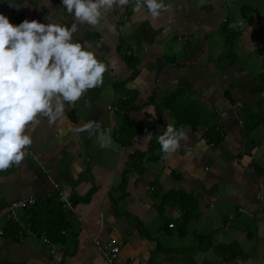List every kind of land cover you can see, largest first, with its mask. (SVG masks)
Listing matches in <instances>:
<instances>
[{
	"label": "crops",
	"instance_id": "obj_1",
	"mask_svg": "<svg viewBox=\"0 0 264 264\" xmlns=\"http://www.w3.org/2000/svg\"><path fill=\"white\" fill-rule=\"evenodd\" d=\"M163 3L168 11L156 18L129 3L114 7L99 30L78 25L73 42L108 65L103 86L66 106L56 123L41 117L29 125L32 145L24 161L0 171V208L28 197L51 198L71 222L69 235L76 229L75 248L70 236L56 243V263L64 257V264H108L93 239L103 241L114 229L120 251L113 264H264V216L251 217L264 187V122L248 132L244 125L248 113L264 118V0ZM0 14L14 25L27 19L70 28L74 22L62 0H0ZM258 31L261 41L254 37ZM235 38L239 52L249 55L245 62L233 51ZM120 43L138 58L132 78ZM220 46L232 52L218 56ZM115 81H126L136 94L128 118L138 131L128 144L117 137L123 120L109 111L122 96ZM254 87L262 92L250 93ZM88 121L111 129V146L76 131ZM167 122L183 128L187 140L163 159L157 137ZM60 194L72 204L79 199L72 213L63 209ZM17 213L30 223L28 209ZM34 215L55 217L44 207ZM1 224L0 264H50L42 234L20 241L16 224ZM190 248L196 249L168 259L170 250Z\"/></svg>",
	"mask_w": 264,
	"mask_h": 264
},
{
	"label": "clouds",
	"instance_id": "obj_2",
	"mask_svg": "<svg viewBox=\"0 0 264 264\" xmlns=\"http://www.w3.org/2000/svg\"><path fill=\"white\" fill-rule=\"evenodd\" d=\"M129 3L135 12L146 7L154 18L168 11L163 0H62L66 12L74 16L70 28L50 20L45 24L25 19L14 25L0 14V171L24 161L32 145L29 125L41 117L56 123L65 118L66 106L75 107L86 93L103 86L108 65L83 44L73 42V37L78 25L99 30L114 7ZM164 129L157 142L167 159L187 134L168 122ZM76 131L97 136L107 146L113 143L111 129L102 130L97 121H88Z\"/></svg>",
	"mask_w": 264,
	"mask_h": 264
},
{
	"label": "trees",
	"instance_id": "obj_3",
	"mask_svg": "<svg viewBox=\"0 0 264 264\" xmlns=\"http://www.w3.org/2000/svg\"><path fill=\"white\" fill-rule=\"evenodd\" d=\"M118 50L119 53L122 56L123 61L128 65V67L131 69L132 78L137 72H136V67H137V62L138 58L134 54V51L131 47L126 45L125 43H120L118 45ZM231 64V63H230ZM125 83L126 81H115L114 86H117L116 90H119L121 93V97L117 99L115 102V106L118 107V109L122 110L124 112V115L122 116V122L119 125V129L117 132V137L119 138L120 141H124L125 144H128V141L130 140L131 136L135 135L137 133V129L135 128L134 124L129 120L128 114L133 108H135L134 101H135V96L136 95L132 91H128L125 88ZM116 84V85H115ZM256 92H262L258 87H254L251 89L250 93H256ZM131 95V96H129ZM225 95L226 98H229V94L226 93ZM264 122V118L259 117L256 114L248 113L246 117V132L250 131L251 129L255 128L258 124ZM123 142V143H124ZM137 166H141L139 163ZM125 184H126V178H124L123 183H122V192H124L123 189H125ZM79 199H76V202L73 203L75 206L76 203H78ZM37 207H44L46 208V211L49 213H53L55 217L52 220H49L48 218H36L34 215L35 209ZM28 216H30L31 219L28 221L30 222V226L37 235L44 234L46 237L50 239L53 243L57 244H64L66 242L67 236L71 237V242H72V247L75 248L77 245V232L74 230L73 232L68 233V229L71 228V222L67 219L64 218V211L61 208V205L55 200L51 198H43V199H37L36 204L33 208L28 209ZM10 224L9 226H11ZM186 221H182V227H185ZM13 226V225H12ZM14 229L18 226H13ZM64 230L66 232V235H62L61 231ZM183 231V230H182ZM203 240V238L198 237V241ZM196 249V248H194ZM194 249H184V250H170L168 254L171 253V255L168 257L170 262L172 263V257L174 256H182L186 253L192 252ZM64 255H67V252H63ZM65 260L64 257H61L56 264H64Z\"/></svg>",
	"mask_w": 264,
	"mask_h": 264
},
{
	"label": "built area",
	"instance_id": "obj_4",
	"mask_svg": "<svg viewBox=\"0 0 264 264\" xmlns=\"http://www.w3.org/2000/svg\"><path fill=\"white\" fill-rule=\"evenodd\" d=\"M19 11H15V15H18ZM24 20H21L20 23H22ZM109 111L112 113H116L115 115L122 119V116L124 115V112L120 109H118L117 106L113 105L109 107ZM239 125H241V121L238 122ZM215 130L217 132L220 131L219 127H215ZM222 136V133H221ZM250 171L253 172L254 169L250 168ZM257 200L259 203L257 213L251 215L253 218H260L264 216V187L259 189L257 192ZM37 201V198L35 197H28L19 199L13 202H10L0 208V236L4 235V231L1 229V223L5 219L10 224H16L18 226L17 235L20 241L23 240L25 236H35V232H33L30 223L28 222H22L21 217L17 213L18 211H23L32 208L35 206ZM59 201L63 204V209L66 211V213H72L74 211V206L72 202L69 201V199L64 196L63 194L59 195ZM237 212L239 213H245L244 209H239ZM172 227V225H170ZM62 235H66V232L64 230L61 231ZM114 235V229H111L107 235L106 238L103 239L100 235H97L94 239V245L97 254L102 257L108 264H113L118 256V253L120 251L119 246L117 245V242L113 238ZM40 242L48 247L49 249V255L52 260H50V264H56V258L58 257V247L56 243H53L50 241L48 237H46L44 234L40 235L39 237Z\"/></svg>",
	"mask_w": 264,
	"mask_h": 264
},
{
	"label": "rangeland",
	"instance_id": "obj_5",
	"mask_svg": "<svg viewBox=\"0 0 264 264\" xmlns=\"http://www.w3.org/2000/svg\"><path fill=\"white\" fill-rule=\"evenodd\" d=\"M263 22H261L260 21V26H261V30L263 31L264 29H263ZM262 31H258V32H256V34H255V38L257 39V41H261V39L259 38V36L261 35V32ZM241 42H239V39H236L235 38V41H234V44H233V51H235L236 50V58H238V54H239V59L241 60V61H246V60H244L245 58H248L249 57V55H247V54H241L240 52H239V47L241 48ZM231 49V47H229L228 46V48H227V51H226V48H225V46H220V50L221 51H219V53H218V56H224V54L226 53H228V54H230L232 51L230 50ZM234 57V56H233ZM232 57V58H233ZM215 59V58H214ZM226 60H228V59H225V62H226ZM215 62H217V61H215ZM220 62H222V61H220ZM259 71H263V69H258ZM261 80H264V77H261ZM116 85V84H115ZM114 88H117V86H114ZM116 114V113H115Z\"/></svg>",
	"mask_w": 264,
	"mask_h": 264
}]
</instances>
